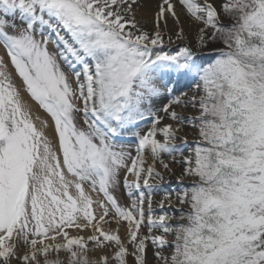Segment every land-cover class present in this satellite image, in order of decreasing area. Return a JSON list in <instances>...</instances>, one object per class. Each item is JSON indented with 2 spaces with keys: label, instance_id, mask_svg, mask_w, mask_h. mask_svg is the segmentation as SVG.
<instances>
[{
  "label": "snow or ice",
  "instance_id": "obj_1",
  "mask_svg": "<svg viewBox=\"0 0 264 264\" xmlns=\"http://www.w3.org/2000/svg\"><path fill=\"white\" fill-rule=\"evenodd\" d=\"M0 264H264V0H0Z\"/></svg>",
  "mask_w": 264,
  "mask_h": 264
},
{
  "label": "bare ground",
  "instance_id": "obj_2",
  "mask_svg": "<svg viewBox=\"0 0 264 264\" xmlns=\"http://www.w3.org/2000/svg\"><path fill=\"white\" fill-rule=\"evenodd\" d=\"M38 109L36 106H34V110ZM39 110V109H38ZM37 115H40L41 117H44L45 114L42 111H39L36 113ZM157 199H159V197H156Z\"/></svg>",
  "mask_w": 264,
  "mask_h": 264
},
{
  "label": "rangeland",
  "instance_id": "obj_3",
  "mask_svg": "<svg viewBox=\"0 0 264 264\" xmlns=\"http://www.w3.org/2000/svg\"><path fill=\"white\" fill-rule=\"evenodd\" d=\"M38 108V107H37ZM39 109V108H38ZM38 109H36V110H34V112H35V114L37 113V112H39V111H42V110H38ZM43 112V111H42ZM173 186H175V184H173Z\"/></svg>",
  "mask_w": 264,
  "mask_h": 264
}]
</instances>
